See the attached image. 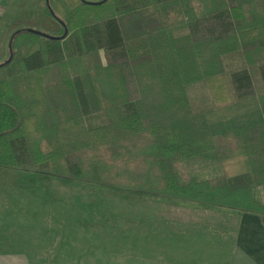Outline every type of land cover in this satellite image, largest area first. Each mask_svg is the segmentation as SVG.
Masks as SVG:
<instances>
[{"label":"trees","instance_id":"1","mask_svg":"<svg viewBox=\"0 0 264 264\" xmlns=\"http://www.w3.org/2000/svg\"><path fill=\"white\" fill-rule=\"evenodd\" d=\"M55 21L53 36L65 24L64 38L28 32L32 21L9 35L1 168L252 213L264 224L251 190L264 185V0H80ZM24 50L23 70L6 74ZM232 51L243 63L226 72ZM197 86L208 93L200 109L188 97ZM98 110L106 123L88 127L84 117ZM188 157L219 162L225 190L181 182L176 165Z\"/></svg>","mask_w":264,"mask_h":264},{"label":"rangeland","instance_id":"2","mask_svg":"<svg viewBox=\"0 0 264 264\" xmlns=\"http://www.w3.org/2000/svg\"><path fill=\"white\" fill-rule=\"evenodd\" d=\"M79 1L48 0L46 3V0H0V57H3L2 61H6L9 57L8 38L17 27H25V21H32L36 23L35 29L50 35H59L61 29L55 20L65 22L67 13ZM25 52L24 50L18 53L12 64L6 67V74L15 75L23 70L22 59ZM242 63L241 55L236 51L222 56V65L226 72L239 68ZM188 97L194 108L200 109L207 101L208 93L204 87L197 86L189 89ZM84 121L88 127H94L105 124L106 118L103 112L98 110L86 115ZM176 166L181 182L208 181L212 186L225 190L224 171L221 164L215 160L188 157L178 162ZM98 188H104L105 191L111 189L43 173L19 170H6L4 174L0 173V206L7 207L6 212L0 213V249L7 247L5 241L9 239V233L11 236L14 235L12 230L21 231L17 238L20 239L26 236L29 229L36 226L38 221L41 227L48 225L47 229L41 231L42 239L45 241L52 240L54 237L52 233L54 230L49 228L51 225L65 223L64 226L67 227L71 223L75 225L83 223V230L80 231V228H77L78 232L74 231L76 235H73V238L76 236L73 241L80 242L68 247L75 250L65 254L64 252L57 253L56 256H60L57 259L49 258L48 253L47 258L33 259L30 263L107 264V262L113 263L114 261L111 259L107 262L103 259L101 261L95 257H112L121 253L122 256L131 258V264H145V261L152 263L148 259L151 254L160 252L161 239L147 240L148 242L144 243L143 239L138 238L139 231L143 232L142 235L150 234L154 238L165 234L172 238L184 226L187 239L189 232L193 231L200 232L198 234L222 231L225 221L232 220L233 210L226 208L130 192L100 198L96 192ZM251 190L253 196L264 203V185H253ZM79 206L80 209H78ZM181 209L185 211V220L195 219L194 223L182 224L167 219L166 214L173 215L176 210ZM125 219L134 222V228L139 231L126 233L124 229H120V226L116 228L112 224L109 226V223H115V220L121 222ZM60 232L56 231L55 235L63 236ZM60 236L58 239L61 238ZM98 239L103 242H97ZM61 241L69 242L70 236L62 237ZM64 242L61 243V247L66 245ZM202 246L207 247L205 244ZM58 248L61 250L60 247ZM85 257L88 259H84ZM127 263H129L128 260Z\"/></svg>","mask_w":264,"mask_h":264},{"label":"crops","instance_id":"3","mask_svg":"<svg viewBox=\"0 0 264 264\" xmlns=\"http://www.w3.org/2000/svg\"><path fill=\"white\" fill-rule=\"evenodd\" d=\"M4 169V171L3 169H0V173L4 174L6 170H11L6 168ZM66 188L68 187L66 186ZM96 192L100 198H103L105 196H118L121 194V192H130L133 194L141 193L115 188L108 189V191H105L104 188H98ZM142 194L146 195V193ZM6 208V206H0V213L2 214L3 212H6ZM80 208L81 207L79 206L78 209ZM232 212V220L225 221L222 231L203 232L204 234H198L200 232L193 231L189 232L187 239L185 238L186 231L184 230V226H182L181 230L178 231L177 234L172 238H170L167 234L155 238L150 234L142 235V231L134 228V222L128 221L127 219H125V221L121 220V222L115 220V223H109V226L111 224L114 228L120 226V229H124L126 233L128 231H139L140 235L138 236V238L143 239L144 241H142L144 243H147V240L154 241L161 239L160 252L151 254L148 259L152 263H148L145 261V264H264V224L261 222L260 217L252 213H242L235 210H233ZM184 213L185 211L183 209L176 210V213H174L173 215L170 213L166 214V217L167 219H170L177 223H194L195 219L186 221L184 218ZM64 224L65 223L59 225L57 224L56 226L51 225V227H49L50 230H54L52 231L54 237L52 238V240L50 239L48 241L43 240L41 236L42 229H47L48 225L41 227L39 221L37 222L36 226L34 225L31 227V230L29 229V232L26 236L21 237L20 239L17 238H19L18 233L21 231L11 229L14 232V235L17 232L16 237L14 235L11 236V233L8 234L10 237L5 241V243H7V247L0 249V264H31L30 260L47 258L46 254L48 253L50 254L49 258L57 259L60 258V256H56L57 253L60 254L61 252H64L65 254L67 252H70L71 250H75L74 248L69 249L68 247L80 242L77 240L73 241L76 238V236L75 238H73V235H76V232H78L77 228H80V231L83 230L84 225L83 223L77 225L71 223V225L65 227ZM58 230L61 231L60 234L63 236L55 235L56 231ZM48 234L49 233H47V235ZM59 236L61 238L64 236H70V241H61V238L58 239ZM63 242L66 243V245L61 247L60 245ZM97 242H103V240L101 241L100 239H98ZM204 244L207 245V247L202 246ZM58 247H60L61 250H59ZM95 258L100 259L101 261L102 259L104 261L106 260V262L110 259L111 261H114L113 263L107 262V264H131L130 261H132L130 257H124L121 255V253H119L118 256H96ZM141 258L143 259L144 257ZM84 259H88V257H85ZM127 260L129 261V263H127Z\"/></svg>","mask_w":264,"mask_h":264},{"label":"water","instance_id":"4","mask_svg":"<svg viewBox=\"0 0 264 264\" xmlns=\"http://www.w3.org/2000/svg\"><path fill=\"white\" fill-rule=\"evenodd\" d=\"M81 1H82V2H92V1H87V0H81ZM102 1H103V0H102ZM46 3H48V0H46ZM50 12H51V10H50ZM51 13H52V12H51ZM63 25H64V33H63L62 35H60V36L49 35V34H47V33H45V32H42V31L37 30V29H34V28H27L26 30H27L28 32H31V33H34V34L41 35V36H43V37H47V38H51V39H57V38H60V39H61V38H64L65 35H66V33H67L66 26H65V24H63ZM8 48H9V51H10V53H9V57L7 58L6 61L0 63V66H3V65H5V64H8V63L12 60V58H13V52H12V49H11V45H10V43H9V45H8Z\"/></svg>","mask_w":264,"mask_h":264}]
</instances>
